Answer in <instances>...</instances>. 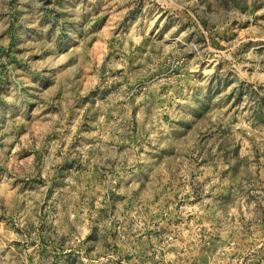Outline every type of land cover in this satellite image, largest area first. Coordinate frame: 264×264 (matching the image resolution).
<instances>
[{"label":"rangeland","instance_id":"rangeland-1","mask_svg":"<svg viewBox=\"0 0 264 264\" xmlns=\"http://www.w3.org/2000/svg\"><path fill=\"white\" fill-rule=\"evenodd\" d=\"M0 264H264V0H0Z\"/></svg>","mask_w":264,"mask_h":264}]
</instances>
